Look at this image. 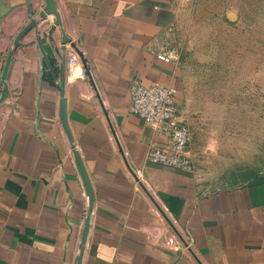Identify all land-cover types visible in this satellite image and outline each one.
<instances>
[{"label": "crops", "instance_id": "crops-1", "mask_svg": "<svg viewBox=\"0 0 264 264\" xmlns=\"http://www.w3.org/2000/svg\"><path fill=\"white\" fill-rule=\"evenodd\" d=\"M54 3L63 34L83 55L113 119L126 161L201 264H264V181L208 189L189 170L144 160L148 145L167 142L128 112L129 87L135 81L170 85L176 101V66L156 56L165 48L169 0ZM42 7L43 0H0V71L15 34ZM53 19L46 15L37 29L54 76L32 29L20 38L7 70L0 103V264H73L77 254L86 197L60 123L57 85L94 192L82 264H199L103 131L93 86L87 77L71 76L66 55L75 51L60 45L58 26L49 30Z\"/></svg>", "mask_w": 264, "mask_h": 264}, {"label": "rangeland", "instance_id": "rangeland-1", "mask_svg": "<svg viewBox=\"0 0 264 264\" xmlns=\"http://www.w3.org/2000/svg\"><path fill=\"white\" fill-rule=\"evenodd\" d=\"M169 7L165 45L178 55L175 102L189 132V171L208 189L264 180V0H169Z\"/></svg>", "mask_w": 264, "mask_h": 264}, {"label": "built area", "instance_id": "built-area-1", "mask_svg": "<svg viewBox=\"0 0 264 264\" xmlns=\"http://www.w3.org/2000/svg\"><path fill=\"white\" fill-rule=\"evenodd\" d=\"M156 56L160 61L171 64H175L178 59L176 50L166 45ZM66 64L69 71L74 74L73 77H87L85 67L75 52L67 53ZM85 65L88 69L86 62ZM88 72L90 74L89 69ZM128 112L141 119L151 131L166 138L165 147L155 145L146 147L144 152L146 162L181 170L190 169L186 154L189 132L178 113L174 87L158 82L149 84L133 82L129 87ZM179 242L182 244L180 239Z\"/></svg>", "mask_w": 264, "mask_h": 264}, {"label": "water", "instance_id": "water-1", "mask_svg": "<svg viewBox=\"0 0 264 264\" xmlns=\"http://www.w3.org/2000/svg\"><path fill=\"white\" fill-rule=\"evenodd\" d=\"M46 15H52L53 16V22L52 25L49 27V30H52L54 28V26H58L60 28L61 31V35H60V39H59V43L61 46H63L65 43H68V45L74 49V51L77 53L82 65L85 67L86 73H87V77L88 80L90 81V83L93 86L94 92H95V96L96 99L98 101V104L101 108V112L103 114V116L105 117L107 126L110 130V133L115 141V144L117 146V149L121 155V158L125 164V167L127 169V171L129 172V174L131 175V177L133 178L134 181H136V183L139 185V187L143 190V192L148 196V198L150 199V201L152 202V204L157 208V210L164 216V218L166 219V221L170 224L171 228L174 230L176 236L180 239V241L182 242V244L187 248V250L189 251V253L195 258V260L201 264V262L197 259V257L195 256V254L192 252L191 248L188 247L186 241L182 238V236L177 232V230L173 227V225L168 221V219L166 218L165 214L163 213L162 209L157 205V203L153 200L152 196L150 195V193L147 191V189L145 188V186L142 184V182L138 179L137 175L134 173V171L131 169V167L129 166L128 162L126 161L123 151L119 145L116 133L114 131V128L109 120V117L107 115V112L102 104L101 98L93 84L92 78L88 72V69L85 65V60L83 55L81 54V52L76 48L75 44L73 42H70V39L68 37H66L61 29V23H60V19L57 13V9L55 7V3L54 0H43V7L41 8L40 11H38L35 15V17H31L28 19V22L23 25V27L15 34L12 43H11V47L10 49L7 51L4 61H3V65L0 71V103L6 98V94H7V83H6V75H7V70L9 67V63L11 60V56L15 50V48L19 45L20 43V38L27 33L29 30L32 29L33 33H34V39H35V43L36 46L38 47V50L40 52V55L42 56L44 63L47 66L48 71L50 72L51 76L53 77V71L51 69L50 63L45 55V52L43 50V47L41 46V41H40V37L38 35V29H37V23L38 21L42 20L45 18ZM63 49V47H61V50ZM57 88L60 92V102H59V118H60V123L62 126V129L65 133L68 145H69V149L71 152V156H72V162L73 165L75 167V170L78 174L81 186L83 188L85 197H86V212H85V216H84V220H83V224H82V228H81V234H80V238L77 244V254L75 255L74 259H73V264H82V257L85 251V245H86V241H87V234H88V230H89V221H90V214H91V210L93 207V202H94V192H93V187L91 184V180L89 178L88 172L85 168L83 159L81 157V154L79 152V150L77 148H75L74 144H73V137H72V133L69 129L68 123H67V116H66V99L63 96V88L60 85H57Z\"/></svg>", "mask_w": 264, "mask_h": 264}, {"label": "bare ground", "instance_id": "bare-ground-1", "mask_svg": "<svg viewBox=\"0 0 264 264\" xmlns=\"http://www.w3.org/2000/svg\"><path fill=\"white\" fill-rule=\"evenodd\" d=\"M71 76H74V74L73 73H71ZM110 120V119H109ZM116 136H117V134H116ZM117 139H118V136H117ZM118 142H119V139H118ZM119 145H120V143H119ZM121 147V146H120ZM122 149V148H121Z\"/></svg>", "mask_w": 264, "mask_h": 264}, {"label": "trees", "instance_id": "trees-1", "mask_svg": "<svg viewBox=\"0 0 264 264\" xmlns=\"http://www.w3.org/2000/svg\"><path fill=\"white\" fill-rule=\"evenodd\" d=\"M262 181H264V180L263 179H260V180H258L257 182H254V183H260Z\"/></svg>", "mask_w": 264, "mask_h": 264}]
</instances>
